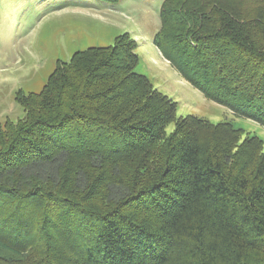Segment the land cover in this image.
I'll return each instance as SVG.
<instances>
[{"label": "trees", "instance_id": "obj_1", "mask_svg": "<svg viewBox=\"0 0 264 264\" xmlns=\"http://www.w3.org/2000/svg\"><path fill=\"white\" fill-rule=\"evenodd\" d=\"M159 19L162 57L264 126V0H163ZM135 47L123 32L16 93L24 116L0 122V264H21L38 236L26 264H264L263 141L177 117L135 69ZM93 194L104 204L88 205Z\"/></svg>", "mask_w": 264, "mask_h": 264}, {"label": "rangeland", "instance_id": "obj_2", "mask_svg": "<svg viewBox=\"0 0 264 264\" xmlns=\"http://www.w3.org/2000/svg\"><path fill=\"white\" fill-rule=\"evenodd\" d=\"M162 1L0 0V122L17 121L24 116L23 107L15 100L16 93L26 96L41 90L58 61H68L75 51L90 46L110 45L115 36L127 32L136 42L139 60L135 69L145 74L155 89L177 103V117L196 115L214 123L231 121L244 130L242 137L258 136L264 148L262 124L236 116L207 99L153 45ZM172 129L173 124H169L167 136ZM68 180L74 178L65 177L66 183ZM71 194L75 198L73 190ZM87 203L92 207L104 204L100 194L90 195ZM42 239L38 236L26 243L30 255L21 264L42 253ZM58 243L63 247L61 253L68 255L61 237Z\"/></svg>", "mask_w": 264, "mask_h": 264}]
</instances>
